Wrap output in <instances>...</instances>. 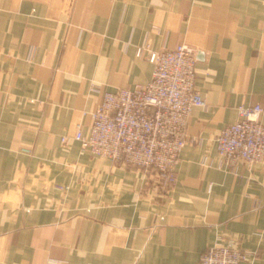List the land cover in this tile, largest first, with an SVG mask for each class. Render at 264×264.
<instances>
[{"label":"crops","instance_id":"0c3cea01","mask_svg":"<svg viewBox=\"0 0 264 264\" xmlns=\"http://www.w3.org/2000/svg\"><path fill=\"white\" fill-rule=\"evenodd\" d=\"M180 44L197 54L208 108L192 110L166 191L157 172L73 136L100 90L148 83L149 53ZM255 104L264 0H0V264H199L220 239L264 264V162L219 165L217 149Z\"/></svg>","mask_w":264,"mask_h":264},{"label":"built area","instance_id":"2783aa9c","mask_svg":"<svg viewBox=\"0 0 264 264\" xmlns=\"http://www.w3.org/2000/svg\"><path fill=\"white\" fill-rule=\"evenodd\" d=\"M147 45L137 50L144 55ZM152 79L116 91H99L101 101L90 113L92 123L85 133L78 123L73 138L88 150L114 163L137 166L159 174L162 188L176 185V168L188 140L189 117L195 107L208 105L196 85L197 54L186 44L150 52ZM263 107L241 106L237 121L223 128L217 138L219 165L247 161L264 162ZM68 141L67 136L62 142ZM206 158L203 165H212ZM245 252L234 239H220L209 246L199 264H242Z\"/></svg>","mask_w":264,"mask_h":264}]
</instances>
